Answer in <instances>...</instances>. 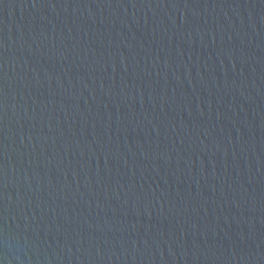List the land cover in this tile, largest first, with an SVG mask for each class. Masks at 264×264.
Returning <instances> with one entry per match:
<instances>
[{
	"label": "water",
	"instance_id": "95a60500",
	"mask_svg": "<svg viewBox=\"0 0 264 264\" xmlns=\"http://www.w3.org/2000/svg\"><path fill=\"white\" fill-rule=\"evenodd\" d=\"M0 264H264V0H0Z\"/></svg>",
	"mask_w": 264,
	"mask_h": 264
}]
</instances>
